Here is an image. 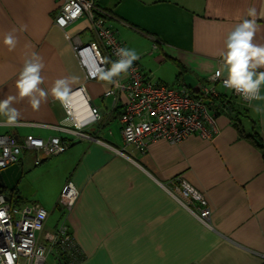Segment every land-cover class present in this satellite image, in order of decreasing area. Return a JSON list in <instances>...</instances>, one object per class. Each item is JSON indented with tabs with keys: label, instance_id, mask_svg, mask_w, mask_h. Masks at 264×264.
Returning a JSON list of instances; mask_svg holds the SVG:
<instances>
[{
	"label": "crops",
	"instance_id": "0c3cea01",
	"mask_svg": "<svg viewBox=\"0 0 264 264\" xmlns=\"http://www.w3.org/2000/svg\"><path fill=\"white\" fill-rule=\"evenodd\" d=\"M61 4L62 0H0V100L15 94L24 61L35 52L44 63L42 88L50 91L58 78L74 77L70 94L83 87L88 100L84 109L96 107L101 116L84 129L91 140L75 139L58 129L73 123L64 101L50 95L39 110H33L27 99L14 104L21 112L15 125H7L0 116V135L20 142L29 136L59 137L69 145L54 156V165L62 171L57 190L45 206L40 204L48 213L44 231L65 223L79 248L77 264H264L262 153L238 138L225 113L216 115L214 110L217 133L210 139L191 135L177 145L157 140L148 143L144 153L126 146L119 116L127 95L119 92L116 99L105 97L111 85L85 78L73 43L100 42L86 15L65 29L54 26L53 17ZM95 6L105 13L101 16L104 27L118 41L124 44L123 38L132 45L135 40L142 47L141 54L147 47L154 62L175 65L177 81L172 87L151 82L138 59L148 82L178 91L191 92L209 84V77L220 67L227 35L244 20H256L259 29L254 43L264 44V0H95ZM249 8L256 9L255 17H248ZM21 25L27 28L17 31V46L9 51L2 43L4 34ZM104 51L110 68L113 60ZM117 79L125 82L126 73ZM218 88V94L234 97L247 109L248 117L257 122L264 147V114L231 91ZM252 105L264 107V101ZM243 126L249 133L250 121L244 120ZM97 141L122 150L132 161ZM27 153L35 163L47 157L42 151L24 150L18 164L20 179ZM182 180L205 197L212 229L200 224L175 198ZM67 182L79 191L70 211L59 205L60 191Z\"/></svg>",
	"mask_w": 264,
	"mask_h": 264
},
{
	"label": "built area",
	"instance_id": "2783aa9c",
	"mask_svg": "<svg viewBox=\"0 0 264 264\" xmlns=\"http://www.w3.org/2000/svg\"><path fill=\"white\" fill-rule=\"evenodd\" d=\"M104 14L95 6V0H62L53 17V24L59 29H65L85 15L90 20L101 46L96 43L82 45L79 41L73 43V50L87 80H99L98 74L107 69L103 50L114 62L118 59L117 49L123 48L122 42L116 39L114 32L104 27V20L101 18ZM215 72L209 77L208 86L202 85L191 92L178 91L166 85L148 82L141 74L138 60L135 61L126 73L125 82L118 79L120 86L111 85L104 93L105 97L114 99L119 92H125L127 95L119 116L124 144L144 153L148 143L157 140L177 145L191 135L204 139L213 137L217 133L216 119L211 114L206 99L218 97L217 86L228 90L223 87L224 77L213 78ZM83 90L81 87L74 93H80L84 97L82 108H86L88 100ZM229 91L241 98L234 91ZM67 100L68 98L63 104L73 126L58 129L75 139L91 140V136L84 129L101 118L98 108L90 107L85 110L86 115L83 118L76 120L73 108ZM97 143L111 150L116 156L132 161L122 150L101 141ZM68 147V143L59 137L43 140L29 136L20 142L13 136L0 135V171L19 164L24 150L42 151L45 156L50 157L60 155ZM39 163L37 159L36 164ZM177 187V201L200 224L212 229L211 211L205 197L186 181H180ZM78 196L79 191L73 183L67 182L60 191L59 205L70 211ZM6 197L4 193H0V264L78 263L79 248L69 235L65 223L51 232L44 231L48 216L45 209L37 204L15 205ZM48 255H52L51 263L47 260Z\"/></svg>",
	"mask_w": 264,
	"mask_h": 264
},
{
	"label": "clouds",
	"instance_id": "9594fccd",
	"mask_svg": "<svg viewBox=\"0 0 264 264\" xmlns=\"http://www.w3.org/2000/svg\"><path fill=\"white\" fill-rule=\"evenodd\" d=\"M247 15L255 17L256 9L249 8ZM26 28V25H21L19 29L12 28L5 33L3 45L13 51L18 43L17 31L23 32ZM258 29L259 25L255 19H246L234 27L226 37L221 64L213 78L224 76V88L234 91L248 101L255 112L264 114V107L252 105L253 101H264V95H261V87L264 86V70H261L264 69V44L254 43ZM116 55L118 59L111 63L110 68L100 72L98 79L107 85L119 87L117 78L132 68L139 55L134 49L127 47L117 49ZM43 69L42 57L37 53L33 52L25 59L14 85L15 94L0 100V116L5 118L4 123L11 126L19 121L21 112L13 105L25 99L33 110H39L41 104L48 101L49 95L58 102H63L69 97L75 78H58L49 91L41 87L45 82L41 74Z\"/></svg>",
	"mask_w": 264,
	"mask_h": 264
},
{
	"label": "rangeland",
	"instance_id": "374dc122",
	"mask_svg": "<svg viewBox=\"0 0 264 264\" xmlns=\"http://www.w3.org/2000/svg\"><path fill=\"white\" fill-rule=\"evenodd\" d=\"M120 40L124 42V44L122 43L123 47L132 49L131 46H133V49L140 54L139 65L142 67L141 71L149 76L151 82H161L172 87L175 86L177 81L175 77L178 70L171 61H167L163 64L154 62L153 57L146 53V51L149 52V48L146 47V51L141 54L140 49H142V47L140 44H137L135 40H132V45L128 44L129 41L123 38ZM98 45L100 46V44ZM156 53L159 54V51ZM152 54L156 55L155 53ZM187 81L189 82L188 79ZM218 89H221V87ZM226 93L230 94V92ZM245 124V127L249 129V125L247 123ZM70 138L71 137H69V139ZM55 158L54 156L46 157L43 162L36 164L32 155L30 153L26 154L22 164L24 167V174L18 182L17 191L14 195V200L19 201L17 205L41 204L45 206L46 200H52L62 177L61 169L54 165ZM5 194L10 197V192H5ZM52 202L53 201H51V203ZM47 260L51 263L52 255H48Z\"/></svg>",
	"mask_w": 264,
	"mask_h": 264
},
{
	"label": "trees",
	"instance_id": "16d2710c",
	"mask_svg": "<svg viewBox=\"0 0 264 264\" xmlns=\"http://www.w3.org/2000/svg\"><path fill=\"white\" fill-rule=\"evenodd\" d=\"M215 100L218 102L217 106ZM206 102L208 108H210V111L214 110L216 115H219L220 113H225L230 119L234 129L236 130L238 138L251 143V145L258 151H260L264 157V147L259 135V130L257 128V122L248 117L247 109H244L241 105H238L236 100H234V97H228L220 93L217 98L206 99ZM246 119L249 120L251 124V130L249 133L245 132L243 126L244 120ZM16 191L17 189L10 193V197L8 196L10 201L15 205L19 204L18 200H14V195ZM4 192V190H0V193Z\"/></svg>",
	"mask_w": 264,
	"mask_h": 264
},
{
	"label": "water",
	"instance_id": "95a60500",
	"mask_svg": "<svg viewBox=\"0 0 264 264\" xmlns=\"http://www.w3.org/2000/svg\"><path fill=\"white\" fill-rule=\"evenodd\" d=\"M22 175V171L18 164L0 171V188H6L8 192H12ZM8 199V197H6Z\"/></svg>",
	"mask_w": 264,
	"mask_h": 264
},
{
	"label": "bare ground",
	"instance_id": "6f19581e",
	"mask_svg": "<svg viewBox=\"0 0 264 264\" xmlns=\"http://www.w3.org/2000/svg\"><path fill=\"white\" fill-rule=\"evenodd\" d=\"M67 101L75 112L76 120H79L80 118H83L86 115L85 109L81 108L84 104V97L80 93H73L69 95Z\"/></svg>",
	"mask_w": 264,
	"mask_h": 264
},
{
	"label": "flooded vegetation",
	"instance_id": "af4514ba",
	"mask_svg": "<svg viewBox=\"0 0 264 264\" xmlns=\"http://www.w3.org/2000/svg\"><path fill=\"white\" fill-rule=\"evenodd\" d=\"M0 189H2V188H0ZM2 190H4L5 192H8L6 188H3Z\"/></svg>",
	"mask_w": 264,
	"mask_h": 264
}]
</instances>
